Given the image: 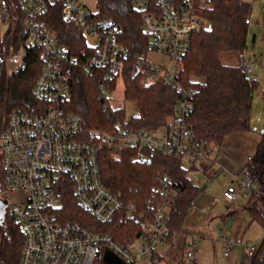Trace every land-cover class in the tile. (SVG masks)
<instances>
[{
    "label": "built area",
    "instance_id": "2783aa9c",
    "mask_svg": "<svg viewBox=\"0 0 264 264\" xmlns=\"http://www.w3.org/2000/svg\"><path fill=\"white\" fill-rule=\"evenodd\" d=\"M241 1L248 3L252 12L257 0ZM209 2L132 0L141 14L142 30L151 40L150 50L136 56L137 69L143 71L147 83L164 82L178 93L175 114L168 123L144 129L134 124L135 115L129 119L115 116L110 104L124 61L131 56L119 42L118 27L112 18L99 17L84 0H0V22L20 41L14 52L0 56L8 73L19 74L24 69L29 48L37 50L41 62L33 87L37 106L32 111L14 109L0 136V196H13L12 201L7 197L0 200L7 202L8 213L23 235L17 264H106L107 251L123 264H151L159 249L175 237L168 220L178 191L169 176L153 189L151 207L141 213L103 184L100 154L105 149L116 158L128 150L135 151L134 159L139 162L150 161L159 153L179 160L195 167L192 180L202 188L220 173L230 171L217 151L199 144L188 122L194 110V91L180 81L182 61L191 49L193 34L210 27L209 19L201 13ZM55 11L81 30L93 49L92 54L83 52L81 65L114 115L112 130L85 129L82 117L67 108L71 97L70 68L81 65L79 57L50 26L49 17ZM151 52L167 60L151 59ZM240 67L247 77L253 74L245 52L240 55ZM230 173L232 181L222 192L224 199H264V181L253 179L245 168ZM70 191L95 220L109 223L124 213L138 222L141 233L131 242L119 243L110 234L64 220L63 198ZM259 219L264 229V209ZM219 239L225 257L229 258L237 246L250 261L259 258L264 262V234L257 241L229 236ZM186 246V260L201 264L196 257V237L188 235Z\"/></svg>",
    "mask_w": 264,
    "mask_h": 264
},
{
    "label": "trees",
    "instance_id": "16d2710c",
    "mask_svg": "<svg viewBox=\"0 0 264 264\" xmlns=\"http://www.w3.org/2000/svg\"><path fill=\"white\" fill-rule=\"evenodd\" d=\"M96 10L99 17L115 21L118 40L131 53L130 58L124 61L121 77L125 83V98L137 108L134 124L144 129L166 125L175 114L178 93L164 82L147 83L143 71L136 75V56L147 53L151 41L142 30L141 14L133 7L132 0H97ZM201 13L209 19L210 27L193 34L191 49L182 61L180 81L186 89L194 91V110L188 122L196 132L199 144L217 151L228 136L250 130L257 81L249 80L239 62L228 60L235 56L240 59L245 52L251 6L241 0H210ZM49 23L62 43L79 57L80 65L85 59L84 51L93 53L86 36L66 22L61 12L51 13ZM19 46L18 35L7 31L0 37V56L11 54ZM25 63L19 74H9L5 63L0 60V136L14 109L32 111L38 104L33 96V87L41 62L35 48H29ZM70 69L68 110L82 117L85 129L112 130L114 115L107 102L100 98L96 82L82 65ZM114 111L117 117L126 116L124 108ZM134 155L135 151L128 150L116 158L108 150H103L100 154L103 184L127 205L133 204L143 213L151 207L153 189L164 176H169L178 196L171 205L168 224L173 233L181 231L190 208L205 189L192 180L191 173L195 167L186 166L161 153L144 162L136 161ZM245 169L253 179L264 181V133L260 134L254 153L247 158ZM63 199L62 214L66 221L85 226L93 232L110 234L119 243L131 242L141 233L138 222L124 213L109 223H101L77 203L71 191ZM259 202L264 204V199L254 201L249 208L255 218H259L262 210L258 207ZM5 220L0 222V261L15 264L23 235L19 224L9 213ZM157 255L151 264H158ZM250 262L264 264L259 258Z\"/></svg>",
    "mask_w": 264,
    "mask_h": 264
},
{
    "label": "rangeland",
    "instance_id": "374dc122",
    "mask_svg": "<svg viewBox=\"0 0 264 264\" xmlns=\"http://www.w3.org/2000/svg\"><path fill=\"white\" fill-rule=\"evenodd\" d=\"M84 1L90 9L96 10L97 0ZM6 31V24L0 22V37ZM89 41L92 42L91 38H89ZM245 54L247 61L253 68V74L249 75L248 78L250 81H257V87L253 92L250 130L245 133V135L248 134L249 142L255 147L260 134L264 133V0H257L253 5ZM149 56L151 59H158L161 62L167 60L164 56L153 54L152 52ZM228 61L240 63V59L237 56ZM110 104L114 109L124 108L126 119L137 114L136 105L125 98V83L122 77L118 79L116 88L111 93ZM223 144L222 146L224 147L225 143ZM233 147L232 153H237L238 151L244 155L241 148L239 149L236 144ZM254 149L252 147L247 152L249 156L254 153ZM230 180L229 174L224 172L215 177L212 183L208 184L204 191L196 198L194 205L188 212L184 227L181 231L174 233L176 237L177 235H185L184 231H186L189 235L196 237L198 247L196 257L202 264H251L250 259L243 254L242 248L237 246L231 250L230 261L224 257L219 238L221 236H229L233 239H242L244 241H257L264 234L260 219L253 217L245 207V205H250L251 201L246 199L229 201L222 197L223 190L231 183ZM6 197L9 201L13 200L12 195L7 196L1 194L0 196V198ZM258 204V207L264 209L262 202ZM6 220L3 224L4 227ZM218 230H221L220 235H217ZM22 246L23 243L19 253L21 252ZM173 247L171 248L172 250ZM169 254V252L166 254H158L155 257L158 261L157 263L172 264ZM182 256L183 251H181ZM181 261L187 264L183 259ZM96 264L103 263L97 261Z\"/></svg>",
    "mask_w": 264,
    "mask_h": 264
},
{
    "label": "crops",
    "instance_id": "0c3cea01",
    "mask_svg": "<svg viewBox=\"0 0 264 264\" xmlns=\"http://www.w3.org/2000/svg\"><path fill=\"white\" fill-rule=\"evenodd\" d=\"M245 133L228 136L224 141L225 146L224 147L221 146L217 150L218 154L220 155L221 161L230 171L242 172L245 168L247 158L249 157L247 152H249L252 147L256 148V146L254 147L251 144V142H249V137L247 136L248 134L245 135ZM235 144L238 146L239 149L241 148V151L244 153L245 157H243L244 155L240 154L238 151H237V153H234V152L232 153V149H234L233 145H235ZM230 171L224 172V173L229 174V177L231 179L230 182H231L232 176H231ZM253 203L254 202H252V203L250 202V205H247V206L245 205V207L248 211H249V208L253 205ZM184 232H185V235H182V236L177 235L173 239L171 238V240H169L166 244H164L159 249L158 254H166L168 252L170 253L169 257L171 258L170 261L172 264H184L181 261L182 259L184 261H186L187 264H190V262H188L186 260V255H185L186 251H187L186 242H187V237L189 234L186 231H184ZM220 243H221L222 250H223V244H222V242H220ZM172 246H174L173 250L171 249ZM181 251H183L182 257H181ZM223 254H224V252H223ZM226 258L230 261V257L229 258L226 257Z\"/></svg>",
    "mask_w": 264,
    "mask_h": 264
},
{
    "label": "water",
    "instance_id": "95a60500",
    "mask_svg": "<svg viewBox=\"0 0 264 264\" xmlns=\"http://www.w3.org/2000/svg\"><path fill=\"white\" fill-rule=\"evenodd\" d=\"M139 73H140V70L137 69L136 75H138ZM7 206H8L7 202L0 200V221L1 222L5 220ZM104 261L106 264H123V262L110 251L106 252Z\"/></svg>",
    "mask_w": 264,
    "mask_h": 264
},
{
    "label": "flooded vegetation",
    "instance_id": "af4514ba",
    "mask_svg": "<svg viewBox=\"0 0 264 264\" xmlns=\"http://www.w3.org/2000/svg\"><path fill=\"white\" fill-rule=\"evenodd\" d=\"M8 214V206H7V208H6V215Z\"/></svg>",
    "mask_w": 264,
    "mask_h": 264
}]
</instances>
